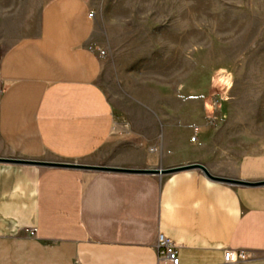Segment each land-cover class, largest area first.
<instances>
[{
    "label": "crops",
    "instance_id": "1",
    "mask_svg": "<svg viewBox=\"0 0 264 264\" xmlns=\"http://www.w3.org/2000/svg\"><path fill=\"white\" fill-rule=\"evenodd\" d=\"M1 11L0 159L202 164L215 177L264 181V138L231 156L213 147L214 133L191 142L183 130L177 146L159 123L130 147L99 84L87 0L46 1L23 34L3 30ZM159 233L177 245L178 264H264V184L217 181L197 168L155 174L0 162V264H170L158 259ZM228 249L250 258L225 263Z\"/></svg>",
    "mask_w": 264,
    "mask_h": 264
},
{
    "label": "rangeland",
    "instance_id": "2",
    "mask_svg": "<svg viewBox=\"0 0 264 264\" xmlns=\"http://www.w3.org/2000/svg\"><path fill=\"white\" fill-rule=\"evenodd\" d=\"M46 1L0 0L3 30L36 26ZM87 1L99 84L130 147L159 123L177 146L183 130L214 133L231 156L264 138V0Z\"/></svg>",
    "mask_w": 264,
    "mask_h": 264
},
{
    "label": "water",
    "instance_id": "3",
    "mask_svg": "<svg viewBox=\"0 0 264 264\" xmlns=\"http://www.w3.org/2000/svg\"><path fill=\"white\" fill-rule=\"evenodd\" d=\"M0 162H11V163H19V164H29V165H40V166H51V167H70V168H86V169H95V170H114V171H125V172H135V173H155V174H166L179 170L197 168L200 169L208 178L222 181L226 183H234V184H244V185H261L264 184V181L257 182H246V181H236L225 178H219L212 176L207 169L202 164H189L184 166H177L166 169H115L103 166H89V165H81L74 163H59V162H47V161H39V160H23V159H0Z\"/></svg>",
    "mask_w": 264,
    "mask_h": 264
},
{
    "label": "built area",
    "instance_id": "4",
    "mask_svg": "<svg viewBox=\"0 0 264 264\" xmlns=\"http://www.w3.org/2000/svg\"><path fill=\"white\" fill-rule=\"evenodd\" d=\"M89 17L93 16V12L88 13ZM197 139V135L194 134L191 136L190 141L194 142ZM34 230L30 231L32 235ZM156 250L157 256L159 260L168 261L170 264H178L179 258L177 255V245L168 237L159 233L156 239ZM225 263H233L242 260H247L250 258V255L247 251H233V250H225L223 254Z\"/></svg>",
    "mask_w": 264,
    "mask_h": 264
}]
</instances>
